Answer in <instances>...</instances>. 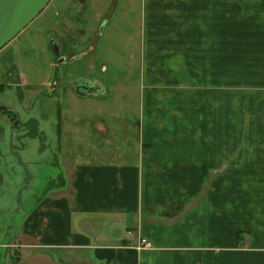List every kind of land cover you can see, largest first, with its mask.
Listing matches in <instances>:
<instances>
[{"label": "crops", "instance_id": "0c3cea01", "mask_svg": "<svg viewBox=\"0 0 264 264\" xmlns=\"http://www.w3.org/2000/svg\"><path fill=\"white\" fill-rule=\"evenodd\" d=\"M134 1L138 148L81 153L13 239L0 169V264H264V0Z\"/></svg>", "mask_w": 264, "mask_h": 264}, {"label": "rangeland", "instance_id": "374dc122", "mask_svg": "<svg viewBox=\"0 0 264 264\" xmlns=\"http://www.w3.org/2000/svg\"><path fill=\"white\" fill-rule=\"evenodd\" d=\"M138 3L51 0L0 50L4 84L0 106L14 112L19 121L14 126L5 115L0 117V133L5 131L0 135V169L15 188V209L8 216L10 239L19 216L56 191L58 176H65L72 161L85 157L81 153L132 154L138 148L134 137L128 136L138 133L143 52L136 33L141 21ZM53 39L63 47L61 57L71 52L79 53V58L60 62L48 50ZM78 79L100 81L101 95H78L73 90ZM102 128L109 134L104 135ZM30 264L50 262L41 259Z\"/></svg>", "mask_w": 264, "mask_h": 264}, {"label": "water", "instance_id": "95a60500", "mask_svg": "<svg viewBox=\"0 0 264 264\" xmlns=\"http://www.w3.org/2000/svg\"><path fill=\"white\" fill-rule=\"evenodd\" d=\"M49 1L0 0V50L28 26L41 13ZM16 226L13 225L11 239L16 235ZM5 258L6 252L3 254V261Z\"/></svg>", "mask_w": 264, "mask_h": 264}, {"label": "flooded vegetation", "instance_id": "af4514ba", "mask_svg": "<svg viewBox=\"0 0 264 264\" xmlns=\"http://www.w3.org/2000/svg\"><path fill=\"white\" fill-rule=\"evenodd\" d=\"M51 1V0H50ZM49 1V2H50ZM49 4V3H48ZM47 4V5H48ZM46 5V6H47ZM57 15H58V13H57ZM66 22H68L67 20H66ZM11 42V41H10ZM3 49V48H2ZM1 49V50H2ZM48 50L51 52V54H53V55H55V58H58V60L61 62V61H63L65 58H66V60H69L68 58H71V57H75V56H78V58H79V53H78V55L77 54H75V53H71V52H69L67 55H66V57H61L62 56V54H63V47L62 46H60V44L57 42V41H55L54 39L53 40H51L50 41V43H49V46H48ZM59 57H61V58H59ZM75 59V58H74ZM96 80L95 79H93L90 83H88V82H86V80H83V79H78L77 81H75L74 82V88H73V90L76 92V93H78V94H80V93H86V92H91V89H93V90H95L94 88L96 87V82H95ZM0 84H2L3 85V90H4V84L3 83H1L0 82ZM2 90V91H3ZM1 91V92H2ZM0 92V93H1ZM7 109H3L2 111H6ZM1 112V111H0ZM13 120H14V118H13Z\"/></svg>", "mask_w": 264, "mask_h": 264}, {"label": "built area", "instance_id": "2783aa9c", "mask_svg": "<svg viewBox=\"0 0 264 264\" xmlns=\"http://www.w3.org/2000/svg\"><path fill=\"white\" fill-rule=\"evenodd\" d=\"M137 249H152V243L146 239L140 238L136 245Z\"/></svg>", "mask_w": 264, "mask_h": 264}, {"label": "trees", "instance_id": "16d2710c", "mask_svg": "<svg viewBox=\"0 0 264 264\" xmlns=\"http://www.w3.org/2000/svg\"><path fill=\"white\" fill-rule=\"evenodd\" d=\"M3 90V85L0 84V92ZM4 109V106H0V111H2Z\"/></svg>", "mask_w": 264, "mask_h": 264}]
</instances>
